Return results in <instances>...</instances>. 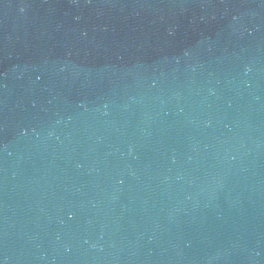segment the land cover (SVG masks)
Here are the masks:
<instances>
[{
    "label": "water",
    "instance_id": "95a60500",
    "mask_svg": "<svg viewBox=\"0 0 264 264\" xmlns=\"http://www.w3.org/2000/svg\"><path fill=\"white\" fill-rule=\"evenodd\" d=\"M0 264H264V0H0Z\"/></svg>",
    "mask_w": 264,
    "mask_h": 264
}]
</instances>
